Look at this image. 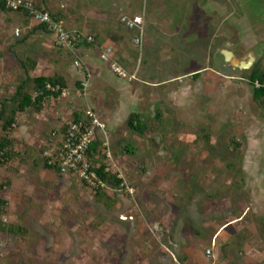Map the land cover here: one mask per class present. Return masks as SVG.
Instances as JSON below:
<instances>
[{"label": "rangeland", "instance_id": "rangeland-1", "mask_svg": "<svg viewBox=\"0 0 264 264\" xmlns=\"http://www.w3.org/2000/svg\"><path fill=\"white\" fill-rule=\"evenodd\" d=\"M129 10L124 11L126 16L145 13L142 52L131 40L137 32H128L119 24L118 10L114 11L117 18L113 24L125 35L127 48L136 61L139 92L168 94L182 84L195 86V81L186 77L195 71H200V79L206 84L203 91L179 104L166 100V107L157 106L158 97H153L146 115L139 118L157 129L142 138L134 135L128 123L113 133L108 128L106 134L98 131L107 165H111L107 157L110 153L116 165L110 167L112 171L121 172L135 189L133 194L109 191L110 199H97L78 177L57 176L44 168L40 149L59 139L63 125L71 121L65 103L52 98L41 111L19 113L10 133L18 157L0 169V184L9 183L0 190V199L8 203L0 230V264H173L166 249L169 218L172 234L188 237L190 245L185 249L196 257L202 255L206 264L210 261L205 250L211 246L212 233L224 222L234 217L245 220L220 232L218 246L220 251L224 248L223 253L228 247L237 253V244L241 247L242 240L248 242L253 237L244 228L255 215L253 211L248 216L244 212L254 202L252 195L241 190L242 172L248 148L253 143L255 150L258 139L264 137V109L252 98L253 87L247 77L253 68L239 77L221 72L213 59L216 53L212 43L221 46L228 33L229 42L233 39L230 50L240 56L255 50L259 57L256 66L264 71V0H132ZM211 10L216 11L210 15ZM28 23L27 27L33 21ZM72 25L65 23L64 27ZM213 28L219 32L216 39L209 32ZM25 40L21 36L16 46H0V86H5L8 97L21 80L22 62L38 60L36 47L26 50L22 46ZM95 55V62L112 81L127 84L124 94H129L131 84ZM210 55L213 58L205 63L204 57ZM82 61L74 60L73 65L76 62L82 67ZM164 79L171 82L153 92L144 84V80ZM91 80L92 76L89 87ZM31 88L32 84L27 89ZM153 104L155 110L151 111ZM158 113L162 115L159 123L155 119ZM4 135L0 121V140ZM122 136L129 144H136L138 156L114 154L111 147ZM233 140L242 143L240 152L234 151ZM256 150L259 154V148ZM137 182L141 190L134 187ZM256 218L263 224L264 211ZM253 255L260 263L264 249ZM231 256L221 258L219 264L236 263L233 253Z\"/></svg>", "mask_w": 264, "mask_h": 264}, {"label": "crops", "instance_id": "crops-1", "mask_svg": "<svg viewBox=\"0 0 264 264\" xmlns=\"http://www.w3.org/2000/svg\"><path fill=\"white\" fill-rule=\"evenodd\" d=\"M30 1L37 9L46 10L51 12L52 14H56L59 21L62 22L63 26L65 23L73 24L72 27L66 28L68 31L84 35H92L94 36L96 41L95 45L88 46L83 43L78 45L74 49H69L59 44L56 35L52 31H34L35 27L37 26V24L35 23H32L27 27V25L25 24H29L30 22L28 23V20L21 13L0 11V46H16L15 41L18 38H20L21 36H24V38H26V36L28 35V38H26L25 40V44L23 43L22 46H24L26 50H31L33 47H36L35 51L39 55L38 57H36L38 60L37 67L33 73L34 77L38 78L41 76H59L63 78L66 83V93L55 99L61 104L65 103V105H67L66 111L67 109L70 111V113L68 112V118L70 117L69 114L71 115L73 107H75L77 103H80L81 106L84 107V109L87 108L86 111L91 109L94 112L95 116L106 125V128H108L110 132L113 133L115 132V130H120V126L127 123L132 115L135 114L139 117H141L142 115H146V107H148V104L153 97H158L155 101L157 106H165L164 104L166 100H169V102L174 100V102L171 103L177 102L179 104L185 98L194 99V95L197 97L200 95V92L203 91V89L200 90L198 88V93L196 94L193 85L182 84L178 87V90H174L172 92H169L168 94H165V92H161V94H158L157 91L153 92V90H155V88L164 87L171 81L166 82V79H164L157 82H148L144 80V84L148 89L152 90L153 93H150V95H142L139 92L138 85L135 84L136 82H138L137 80L130 82L127 79L122 78L131 84L130 93L125 96L124 93L126 92L125 88L127 87V84L120 83V80L119 83H115L114 81H112L111 78L106 75L100 65L95 62V53L100 58L102 51L111 46L114 48L113 58L115 59V62L126 71H128L129 74H133V72L135 71V60L127 48L125 35L117 32L118 27H115L116 25L113 24V20L117 18L116 15H114V11L118 10L120 12V18H118L119 24H121V18L126 16L124 14V11L129 10L132 0ZM212 5L218 6V3L212 2ZM214 9H216L215 6ZM215 11L216 10H213L210 15H212V13H215ZM79 12H81V14ZM131 16L134 17L137 15ZM127 17H130V15H127ZM212 18L215 17L213 16ZM157 25L161 26V24ZM24 26H26L27 29L25 27L21 32V36L17 37L15 35L16 29L23 28ZM154 26H156V23L154 24ZM214 26L216 27V24H214ZM206 27L207 26L205 25L204 29H206ZM216 29L217 28H213L209 31L212 34L211 38H218L219 32L218 29ZM127 31L129 32V30ZM135 37H132L131 39L133 45H135ZM225 39L226 42L221 44V46L217 45L216 42L212 43L215 47L216 54L214 58L212 57V55H210V57H204L205 63L209 64V58L211 59V57L216 63L217 59L222 57L220 55L221 52L230 50V47H232L231 45L233 44V39L229 42L228 33H226ZM220 47H222L221 50ZM140 55L142 58V54H139V56ZM153 59L152 66L155 64L153 62ZM71 60L72 62L69 63ZM74 60L76 62H80L81 60H83L81 62L83 66L77 67L76 62L73 65ZM87 72H89V74L92 76V83L90 84V87L88 86L86 91H84L83 84L86 80L88 74ZM198 72L200 71L189 73L188 75H186L187 79L191 78L193 80L194 75L201 74ZM151 76L153 77V75L150 74V79ZM200 81H202V86L206 85L203 80L200 79ZM72 83L73 85H71ZM52 98H49V100ZM150 109L151 111L155 110L154 104L150 106ZM261 130H264V128H261ZM61 140L62 132L60 134V138L54 140V143L52 142V146H59ZM212 143L214 144V142ZM257 144L258 146L256 147V149L259 148V154L256 149L253 150V143L250 145L246 152L242 172L244 184L241 189L242 192H246L250 196L252 195L251 199L254 202L253 204L251 203L250 206L248 205L247 207H245L244 211L245 213L247 212V216L251 211H253V214L255 215L253 219L248 220L247 223L244 224V228L247 229L250 234L253 235V237H250L252 239L249 238L248 242H246L247 240H242L244 241V243H242L241 247L237 244V253L231 252L229 247L227 253H223L224 248L220 251L218 246L220 232L228 225L241 224L245 220L239 221L241 217H234L232 221L224 222L220 226L216 227V231L214 229L211 238V246L207 247L205 250V257L210 261L207 262V264H219V260L221 258H228L232 253L234 254L233 257L236 260V263L234 264H264L263 258L259 257L261 261L260 263H258L256 261L255 255H253L255 254L256 250L262 248L264 249V223L261 224V222H257L260 220L256 221V216L259 214V212L264 211V151L261 150V148L264 147V137L258 139ZM215 177L216 175L211 177L209 182L214 180ZM230 178H233V175H231ZM172 226L173 223L171 221V218H169L168 221H166V228L170 229L166 230V236H170H168V239H166V249L170 253V258L172 259L175 257L185 264H206L202 255L196 257L192 255L190 251L185 249L186 246L188 247L190 245L188 237H186L184 234L180 235V237L178 238L177 236H174L171 231ZM260 233L263 234L261 235V237ZM207 250H211L212 253L210 256H207ZM241 258L246 259L247 261L244 262Z\"/></svg>", "mask_w": 264, "mask_h": 264}, {"label": "trees", "instance_id": "trees-1", "mask_svg": "<svg viewBox=\"0 0 264 264\" xmlns=\"http://www.w3.org/2000/svg\"><path fill=\"white\" fill-rule=\"evenodd\" d=\"M0 11L10 13L13 12L3 4H0ZM43 11L48 12L54 19L59 20L56 14H52L51 12L46 10ZM15 13H21L27 20L33 21L26 11ZM36 30L50 32V30L45 25L40 24H37L34 31ZM26 38H28V35L26 36ZM83 43L91 46L95 45L96 41L93 44H88L85 40L82 39L79 41L77 46ZM29 61L30 63L22 62V76L20 78L21 80L16 87V91L10 97L5 95V86H0V93H2V95L0 96V121L3 122V132L5 133L4 137H2L0 140V169L7 166L16 157H18L13 140L10 138V133L13 130L17 115L19 113H24L30 109L41 111L43 109L44 103L49 100V98L53 97L57 99L62 95V90L66 89L67 87L64 79L59 76H41L35 78L33 73L37 67V62L35 60V62L32 60ZM199 77L200 74H196L193 76V79H198ZM247 79L254 90V102L258 105V107L264 109V71L261 70L257 65L255 66V68H253ZM30 84H32V88L29 90L27 88ZM48 85H60L61 91L55 93L51 90H47ZM155 119L156 122L159 123L162 119V115L158 113ZM89 121V114L82 106H76L72 110L71 121L69 123L84 122L88 124ZM69 123L63 125L61 129L62 134L65 133ZM127 123L134 131V135L140 136L141 138L146 132H154V130L157 129L155 125L151 126L146 124L139 118L138 115L135 114L129 118ZM97 134L88 153V159L89 162L97 170L100 177L107 183V189L93 192L95 193L97 199H110V195L108 194L109 191H125L123 188H121L122 181L118 179L116 174H113V172L111 171L105 172V169L107 168V160L104 152L105 148L103 147V141L98 137ZM132 143L133 144H129L128 140L122 136V138H118L113 143L111 148L116 156H119L121 154L122 156H127L128 158H135V156H138L139 149L137 148L136 144H134V142ZM232 145H234L233 149L236 152H240L241 148H243L242 143L238 142L237 140H233ZM51 148L52 144L40 149L43 157L44 168L57 176H63L57 166H50V157L44 156V152ZM141 171L145 172V169ZM8 185L9 183L0 184V190ZM134 187H136V189L138 188V190H141L142 185L141 183L137 182ZM7 204V201L0 199V230H3L2 218L5 212V206ZM9 230L12 231V229Z\"/></svg>", "mask_w": 264, "mask_h": 264}, {"label": "built area", "instance_id": "built-area-1", "mask_svg": "<svg viewBox=\"0 0 264 264\" xmlns=\"http://www.w3.org/2000/svg\"><path fill=\"white\" fill-rule=\"evenodd\" d=\"M0 4L5 5L13 12H28L29 17L32 18L35 24L45 25L56 35L59 44L69 49L77 47V44L82 39L88 44H93L95 42V38L92 35L68 31L61 21L54 19L48 12L37 9L30 0H0ZM120 22L127 30L137 32L134 38V44L139 47L142 52L146 26L145 13L134 17L124 16L121 18ZM21 32V29L18 28L15 31V35L19 37L21 36ZM113 53L114 48L110 46L102 51L100 58L103 62L108 63L113 72L119 77L125 78L130 82L137 80V71L133 74L126 73L125 69L113 61ZM76 66L81 67L79 63H76ZM87 73L86 80L83 84L84 91H86L91 77L89 72ZM47 90L58 93L61 91V87L60 85H48ZM64 93H66L65 89L62 90V94ZM87 112L90 117L89 123H69L65 133L62 134V140L59 146H52L51 149L44 152V156L50 157V166H57L63 176L78 177L93 191L106 190L107 183L100 177L97 170L88 159V153L97 132L101 131L103 134H106V125L95 116L91 109ZM105 146L109 149V144H105ZM107 157L111 159V165H107L105 172H113L111 168H115L116 165L110 153H108ZM113 174H116L118 179L122 181L121 188H123L126 193L130 192L133 194L135 192V189L129 186L121 172L115 171ZM211 253V250H207V256H210ZM173 259V264H185L175 257Z\"/></svg>", "mask_w": 264, "mask_h": 264}, {"label": "flooded vegetation", "instance_id": "flooded-vegetation-1", "mask_svg": "<svg viewBox=\"0 0 264 264\" xmlns=\"http://www.w3.org/2000/svg\"><path fill=\"white\" fill-rule=\"evenodd\" d=\"M236 54V52L234 51H231V50H228V51H224V52H221L220 55L222 56L221 58H218L217 59V64H218V67H219V70L221 72H226V73H233V74H243L245 73L246 71L250 70L251 68H255L257 62H258V59L259 57L257 56L256 54V51L255 50H249L247 52H244L241 57L249 54L250 58H251V67L248 69V70H242L241 68H238V67H234L232 66V63H233V60L232 58L231 59H228L226 57L225 54ZM195 81V83H197L199 80H200V77L198 79H193ZM196 85V84H195Z\"/></svg>", "mask_w": 264, "mask_h": 264}, {"label": "water", "instance_id": "water-1", "mask_svg": "<svg viewBox=\"0 0 264 264\" xmlns=\"http://www.w3.org/2000/svg\"><path fill=\"white\" fill-rule=\"evenodd\" d=\"M226 57L228 59H231L233 60V63H232V66L234 67H238V68H241L242 70H248L250 67H251V58L249 56V54L241 57L240 55H238L237 53L236 54H225ZM241 74H236L235 76L236 77H239ZM198 88L200 90L203 89V86H202V81H198L196 83V85L194 86V91L196 92V94L198 93L197 90Z\"/></svg>", "mask_w": 264, "mask_h": 264}]
</instances>
